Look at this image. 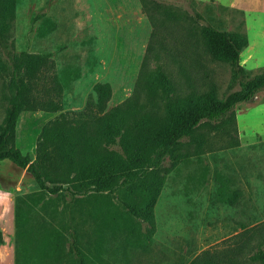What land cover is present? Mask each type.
<instances>
[{"label":"rangeland","instance_id":"1","mask_svg":"<svg viewBox=\"0 0 264 264\" xmlns=\"http://www.w3.org/2000/svg\"><path fill=\"white\" fill-rule=\"evenodd\" d=\"M155 1L176 15L185 13L187 21L183 17L172 23L160 8L144 10L140 0H18L12 23L14 53L50 55L53 66L43 78L50 89L54 77L62 85V109L23 112L16 125L17 150L35 160L42 128L61 114L75 117L84 112L97 83L111 87L108 109L131 98L144 62L148 70L160 68L179 84L191 78L197 91L211 83L220 99L239 90L224 63L202 62L200 67L187 59L179 70L171 62L167 52L178 43V25H209L246 35L240 66L250 77L264 69V0H194V5ZM45 24L54 29L41 36ZM8 83L9 75L0 74V125ZM234 111L227 135L203 125L165 158L162 170H170L154 209L155 233L149 242L143 237L145 224L123 205L136 202L135 195L130 200L123 191L97 198L49 195L26 170L0 162V264H16L19 198L30 203L33 224L63 233L56 264H76L69 252L72 232L96 264H226L227 257L236 258L235 264H258L250 257L264 246V92ZM220 190L238 191L241 198L230 206L219 201ZM108 206L122 217L118 226L105 225Z\"/></svg>","mask_w":264,"mask_h":264},{"label":"trees","instance_id":"2","mask_svg":"<svg viewBox=\"0 0 264 264\" xmlns=\"http://www.w3.org/2000/svg\"><path fill=\"white\" fill-rule=\"evenodd\" d=\"M182 1L197 4L194 0ZM140 2L144 10L160 8L162 16L172 23L182 22L183 17L185 22L188 19L185 13L176 15L155 0ZM17 3L18 0H0V74L9 75L7 109L0 125V162L9 161L26 170L39 190L49 195L97 198L123 191L128 200L135 195L136 202L123 201V205L141 225L145 224L143 237L149 242L155 233L154 209L170 170H162L165 158L182 139L193 138L203 125H209L214 133L227 135L235 121L236 106L264 92V69L250 77L240 66V54L248 46L246 35L209 25L195 29L178 25V43L167 52L179 70H183L187 59L200 67L202 62L228 65L239 90L224 99L217 97L211 83L205 85V90L197 91L191 78L186 77V84H179L160 68L148 70L144 62L131 98L108 109L110 85L95 84L84 112L75 117L61 114L42 128L32 160L14 147L17 121L23 112L60 111L62 85L54 77V86H46L43 73L53 66L49 54L14 53L12 23ZM53 29V25L45 24L40 35ZM185 85L187 88L183 89ZM240 198L238 191L220 190L218 194L219 201L230 206H235ZM31 209L26 198L17 200L16 264H56L62 256L63 233L57 228L48 230L43 224H33ZM104 217L105 225L110 227L118 226L122 219L110 207ZM69 248L76 264H96L81 248L75 232L70 234ZM235 259L227 257L225 262L235 264ZM250 261L264 264V246L257 248Z\"/></svg>","mask_w":264,"mask_h":264}]
</instances>
